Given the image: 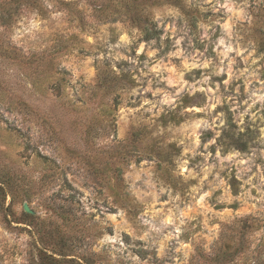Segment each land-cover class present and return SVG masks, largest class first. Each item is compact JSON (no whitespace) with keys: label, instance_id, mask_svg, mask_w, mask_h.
<instances>
[{"label":"rangeland","instance_id":"1","mask_svg":"<svg viewBox=\"0 0 264 264\" xmlns=\"http://www.w3.org/2000/svg\"><path fill=\"white\" fill-rule=\"evenodd\" d=\"M0 264H264V0H0Z\"/></svg>","mask_w":264,"mask_h":264},{"label":"water","instance_id":"2","mask_svg":"<svg viewBox=\"0 0 264 264\" xmlns=\"http://www.w3.org/2000/svg\"><path fill=\"white\" fill-rule=\"evenodd\" d=\"M24 210H25L26 212H31V210H30L26 205H24Z\"/></svg>","mask_w":264,"mask_h":264}]
</instances>
